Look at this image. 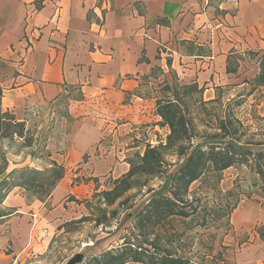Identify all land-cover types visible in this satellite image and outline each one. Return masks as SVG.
Wrapping results in <instances>:
<instances>
[{"label": "crops", "instance_id": "1", "mask_svg": "<svg viewBox=\"0 0 264 264\" xmlns=\"http://www.w3.org/2000/svg\"><path fill=\"white\" fill-rule=\"evenodd\" d=\"M226 5L216 17L198 0H0V112L20 121L28 108L77 88L81 99L73 107L80 119L63 166L81 163L78 175L118 178L129 169L125 153L140 148L138 132L149 116L155 128L160 121L154 95L141 93L153 69L175 75L164 83L204 87L206 100L215 87H241L258 72L245 56L264 50V0H236L233 14ZM83 187L86 192L61 179L40 211L8 195L0 212V260L6 244L26 252L60 225L53 221L72 203L65 196L81 191L85 198L89 184ZM261 247L242 262L264 264Z\"/></svg>", "mask_w": 264, "mask_h": 264}, {"label": "rangeland", "instance_id": "2", "mask_svg": "<svg viewBox=\"0 0 264 264\" xmlns=\"http://www.w3.org/2000/svg\"><path fill=\"white\" fill-rule=\"evenodd\" d=\"M198 1L209 7L217 17L221 14L220 5L226 2L229 4L227 12L233 14L236 0ZM224 11L226 10H222ZM252 56L253 53L250 52L245 58L253 59ZM167 73L162 74L160 69L155 68L144 77L142 82L144 87L141 89L144 97L155 96L164 79L171 80L175 77L171 71ZM249 90L250 86L235 87L230 94L233 96L237 92L245 94ZM80 99L81 93L77 88H66V93L59 100L28 108L22 120L15 119L21 124L12 125V131L2 133L0 200L4 197V201L8 195L16 194L22 196L26 204L33 203L34 208L40 211L54 187L61 181L55 179L59 167L64 169L62 179H65V182L69 179L72 185L84 189L83 192L87 190L83 185L89 184L87 197H81L83 192L77 191L75 194L79 197L75 200H90L95 192L106 189L112 177L107 175L92 177L88 172L78 175L80 171L78 166L81 163L69 165L68 169L63 166L65 154L70 148L72 135L80 119V116H75L73 105ZM152 102L154 103V99ZM237 115L246 128L243 143L264 141V94L260 93V90H256L238 107ZM200 118H203L204 122L209 120L203 115H200ZM203 124L197 123L198 131L203 130ZM154 126L150 115L138 132L140 140L135 146L140 148L136 150L137 152L144 149V141L157 145L158 140L165 139V128ZM208 131L213 132L212 129ZM131 142L127 141L128 145L124 147H130ZM134 152L125 153L126 159L128 160ZM86 158L83 160L86 161ZM171 160L174 162L175 158ZM52 162L56 163V166ZM151 183L160 191L158 181ZM260 183L259 177L252 174L247 167L239 165L219 174L208 172L200 180L192 183L189 188V199L191 202L195 200L193 203L197 206L196 213L188 218L174 217L162 229V234L173 236L172 251L177 256L188 258L191 264H244L242 257L246 253H250L256 244L264 246V240L259 236L260 232L264 234V200ZM165 188L166 186L161 190L162 193H166ZM149 197L146 190L131 193L125 204V208L130 206L129 209L120 208L114 219L105 225L96 226L93 221L82 219L89 217V211L84 205H78L70 197L65 196L64 201L72 202L69 203L70 208H66V215L56 217L53 221L61 224L49 233L42 232L39 239L26 252H22L23 248L20 250L14 248L11 243L6 244L3 249L6 258L2 257L0 264H80L79 261L73 262L77 256L85 263L103 250L115 248L123 243L122 237L132 232L134 214ZM2 203L0 201V212L4 211ZM46 207V212L51 210L49 205ZM36 218L38 220L40 216L37 215ZM80 219L82 220L79 221ZM144 247L147 248V245ZM261 252H264V247L260 248L259 253ZM12 255L14 257L10 261Z\"/></svg>", "mask_w": 264, "mask_h": 264}, {"label": "trees", "instance_id": "3", "mask_svg": "<svg viewBox=\"0 0 264 264\" xmlns=\"http://www.w3.org/2000/svg\"><path fill=\"white\" fill-rule=\"evenodd\" d=\"M251 53L258 64V72L253 78L243 80V87L250 86L245 94H230L239 84L215 87L214 98L209 100L203 99L205 88L196 83H163L156 90L153 97L155 115L160 118L156 125L168 131L165 139L158 140L157 145L145 144L142 153L135 152L127 160L128 171L118 178L110 179L106 189L95 192L92 199H70L78 205H84L89 211V217L82 219L91 220L100 226L114 219L120 208H130H125V204L131 193L146 190L150 197L134 214L132 232L122 237L124 241L121 245L103 250L85 263L77 256L73 259L74 263L191 264L188 258L177 256L172 251L173 236L162 234V229L174 217L188 218L196 213L195 200L191 202L189 199V188L208 172L219 174L238 165L245 166L259 177L264 200V141L243 143L246 128L237 115L238 107L256 90L264 94V50ZM1 97L0 89V100ZM200 115L209 120L204 122ZM199 122L204 123L202 131H198ZM19 124L13 115L0 112V136L4 131H10L12 125ZM211 129L213 132L208 131ZM252 146L261 148L252 149ZM172 158H175L174 162ZM52 164L56 166V163ZM63 174V167H59L56 181L61 180ZM152 181L160 183V191L151 185ZM164 186L166 193L161 191ZM259 236L264 240L263 232Z\"/></svg>", "mask_w": 264, "mask_h": 264}]
</instances>
